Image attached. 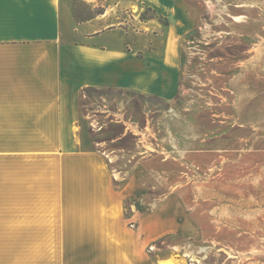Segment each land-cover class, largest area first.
<instances>
[{
    "label": "crops",
    "instance_id": "1",
    "mask_svg": "<svg viewBox=\"0 0 264 264\" xmlns=\"http://www.w3.org/2000/svg\"><path fill=\"white\" fill-rule=\"evenodd\" d=\"M131 1L152 7L168 25L156 18L137 25L132 16L106 22L95 5L79 18L69 0H0V233L3 246L48 251L38 263L184 264L181 255L150 248L168 233L185 235L178 199L166 195L155 208L143 207L140 177L151 172L145 161L116 187L110 156L103 147H82L80 138L88 89L164 100L179 93L180 47L195 26L192 13L185 0Z\"/></svg>",
    "mask_w": 264,
    "mask_h": 264
},
{
    "label": "rangeland",
    "instance_id": "2",
    "mask_svg": "<svg viewBox=\"0 0 264 264\" xmlns=\"http://www.w3.org/2000/svg\"><path fill=\"white\" fill-rule=\"evenodd\" d=\"M113 1L69 3L79 18L95 5L107 12L106 22L132 16L139 25L157 14L138 1ZM185 2L195 26L180 47L178 95L86 90L82 147H103L116 187L145 161L151 172L140 177L143 207L155 208L166 195L178 199L185 235H164L153 253L181 255L184 264H264V0ZM2 237L0 264H42L48 253L3 246Z\"/></svg>",
    "mask_w": 264,
    "mask_h": 264
},
{
    "label": "trees",
    "instance_id": "3",
    "mask_svg": "<svg viewBox=\"0 0 264 264\" xmlns=\"http://www.w3.org/2000/svg\"><path fill=\"white\" fill-rule=\"evenodd\" d=\"M145 7H146V9L152 10L154 13H156L155 9H153L152 7H149V6H146V5H145ZM155 17L160 22H162L163 24L168 25V19L165 16H163L161 14H158V13L156 15L153 14V15L150 16V18H155ZM125 215H126V217H129V209L128 208H125Z\"/></svg>",
    "mask_w": 264,
    "mask_h": 264
}]
</instances>
